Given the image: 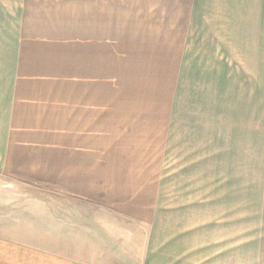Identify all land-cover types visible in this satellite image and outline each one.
<instances>
[{
	"label": "crops",
	"instance_id": "crops-1",
	"mask_svg": "<svg viewBox=\"0 0 264 264\" xmlns=\"http://www.w3.org/2000/svg\"><path fill=\"white\" fill-rule=\"evenodd\" d=\"M0 177L136 225L116 264H264V0L0 9Z\"/></svg>",
	"mask_w": 264,
	"mask_h": 264
},
{
	"label": "rangeland",
	"instance_id": "rangeland-1",
	"mask_svg": "<svg viewBox=\"0 0 264 264\" xmlns=\"http://www.w3.org/2000/svg\"><path fill=\"white\" fill-rule=\"evenodd\" d=\"M13 1L0 0V9ZM110 226L118 231L139 229L108 209L81 206L0 177V237L6 240L53 247L79 260L116 264L117 244L122 246L124 235L113 234ZM3 249L0 241V264H13L11 254L3 256Z\"/></svg>",
	"mask_w": 264,
	"mask_h": 264
}]
</instances>
